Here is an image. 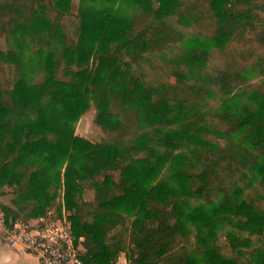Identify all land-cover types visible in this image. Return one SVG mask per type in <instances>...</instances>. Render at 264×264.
<instances>
[{
	"label": "trees",
	"instance_id": "16d2710c",
	"mask_svg": "<svg viewBox=\"0 0 264 264\" xmlns=\"http://www.w3.org/2000/svg\"><path fill=\"white\" fill-rule=\"evenodd\" d=\"M78 1L74 13L73 0H0V37L16 48L0 50L6 222L64 207L84 264H264V81L246 76L264 65V0ZM182 23L185 51L156 65L173 80L146 79L134 65L183 41ZM34 43L45 47L23 60ZM216 54L222 66L208 64ZM213 91L231 121L221 129L205 125ZM91 106L99 142L75 134Z\"/></svg>",
	"mask_w": 264,
	"mask_h": 264
},
{
	"label": "rangeland",
	"instance_id": "374dc122",
	"mask_svg": "<svg viewBox=\"0 0 264 264\" xmlns=\"http://www.w3.org/2000/svg\"><path fill=\"white\" fill-rule=\"evenodd\" d=\"M78 0H73V12L75 13L76 7L78 5ZM12 7L10 4H7L4 6L2 15L4 17H11L12 16ZM259 16L264 19V11H259L258 12ZM77 19L73 15L67 16L63 18L62 22L66 24V26L69 28V30H72L74 27V24L76 23ZM168 21L172 24H176L174 18H169ZM180 30L184 33L185 37L183 41L180 43L170 47L169 49L165 50L162 53L159 54H153L147 56L146 60H140V62L137 65H134L135 68L139 69L141 74L149 80H153L155 77L158 76H164L167 77L168 80H173L172 75L170 72H165L162 69L156 68L157 63H165L167 60H172L175 59L185 51L186 45H187V40L190 38L192 35V32L189 29V26L186 23H182ZM43 47H45V43L41 44ZM40 44H32L31 52H26L23 57H21L23 60H26L27 58H30L34 54V50L38 47L41 46ZM11 47L13 51L16 52V48L14 45V41L10 40L7 41L5 38L0 37V50L2 51H7ZM255 60H248L245 61L243 64L245 66H250V65H256ZM209 65H214V66H222L223 61L220 57V55L216 54L213 55L209 58L208 60ZM7 67H5V70ZM246 76L248 81L257 84V83H262L264 81V65L258 66L257 70L255 72H246ZM43 78V73L36 71L34 73V76L32 77L33 82H38L41 81ZM241 89V88H240ZM239 88H235L234 92L239 93L241 90ZM205 101L207 103V115L205 118V125L208 128H219L221 129L222 127H227L231 125V121L227 118H225L220 112H219V104L223 99V95L219 93L218 91H213L210 94L207 93L204 96ZM95 108L94 106H91L90 109L83 113L79 119L76 121L74 129H75V134L82 136L92 142H99L101 138L103 137V133L101 129L95 124L94 118H95ZM212 132L210 131L209 134ZM212 136V134H211ZM227 175L225 173H221L219 176V181L221 184H223L227 180ZM241 184L243 185V181H240ZM4 194L0 195V208L2 204H7L10 203V200L12 198V195L9 191L8 188H4ZM248 193L251 194H256V193H261L260 188L255 184L253 188H249L246 190ZM218 196V189L217 188H210L206 189L203 193V200L208 201V200H214ZM83 197L86 200H91L93 197V192L91 190H85L83 192ZM61 200V197H57L56 202H59ZM259 206L264 207V199H261ZM228 229V227H226ZM224 229L223 230H218V237H217V246L219 250L223 253L226 254H231V249L226 241L225 235H224ZM3 243V240L0 238V245ZM4 248H8L6 244H2ZM82 252H84V248L82 249ZM27 262L26 264H37L36 259L33 257H27ZM127 259L125 257L124 253H120L119 257L117 259L116 264H127Z\"/></svg>",
	"mask_w": 264,
	"mask_h": 264
},
{
	"label": "built area",
	"instance_id": "2783aa9c",
	"mask_svg": "<svg viewBox=\"0 0 264 264\" xmlns=\"http://www.w3.org/2000/svg\"><path fill=\"white\" fill-rule=\"evenodd\" d=\"M0 238L18 253L36 257L38 264H84L83 245L75 242L67 212L54 208L25 222L7 223L0 208Z\"/></svg>",
	"mask_w": 264,
	"mask_h": 264
},
{
	"label": "crops",
	"instance_id": "0c3cea01",
	"mask_svg": "<svg viewBox=\"0 0 264 264\" xmlns=\"http://www.w3.org/2000/svg\"><path fill=\"white\" fill-rule=\"evenodd\" d=\"M2 244H6L4 241ZM0 245V264H26L27 257H36L28 254L18 253L15 249L11 248L8 244V248H4L3 245ZM38 264V260L36 259Z\"/></svg>",
	"mask_w": 264,
	"mask_h": 264
}]
</instances>
